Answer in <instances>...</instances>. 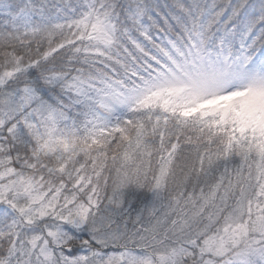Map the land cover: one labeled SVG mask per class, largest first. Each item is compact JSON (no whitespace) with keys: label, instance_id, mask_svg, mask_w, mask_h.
<instances>
[{"label":"snow or ice","instance_id":"obj_1","mask_svg":"<svg viewBox=\"0 0 264 264\" xmlns=\"http://www.w3.org/2000/svg\"><path fill=\"white\" fill-rule=\"evenodd\" d=\"M0 264H264V0H0Z\"/></svg>","mask_w":264,"mask_h":264},{"label":"trees","instance_id":"obj_2","mask_svg":"<svg viewBox=\"0 0 264 264\" xmlns=\"http://www.w3.org/2000/svg\"><path fill=\"white\" fill-rule=\"evenodd\" d=\"M158 2L160 3V4H164V3H169V4H171L172 2H173V0H158Z\"/></svg>","mask_w":264,"mask_h":264}]
</instances>
